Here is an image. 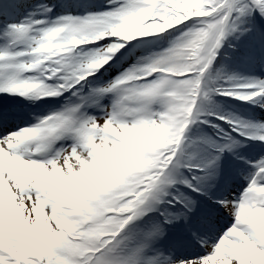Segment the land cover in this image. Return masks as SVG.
Segmentation results:
<instances>
[{
  "label": "snow or ice",
  "instance_id": "obj_1",
  "mask_svg": "<svg viewBox=\"0 0 264 264\" xmlns=\"http://www.w3.org/2000/svg\"><path fill=\"white\" fill-rule=\"evenodd\" d=\"M111 2L117 5L112 10L84 16L65 15L45 21L32 14L19 23L7 25L0 33L12 38L10 46L0 49V91L19 93L25 97L35 91L37 97H55L73 90L72 95L76 97L70 98L62 111L38 117L39 122L35 126L22 128L30 133L27 143L17 139L24 135L22 129L0 132V152L17 165L0 170V181L9 192L7 203L0 209V264H264V156L257 161H249L254 171L246 177L249 183L242 195H226L217 200L234 217L233 225L220 236L218 242L209 244L207 239L193 231V236L210 249L208 254L173 259L153 247L157 239L166 236V225L181 220L190 225L192 214L196 211L197 200L185 195L176 186L186 185L195 193L207 194L211 187L207 182L219 176V161L223 152L233 151L243 143L222 133L223 140L207 141L217 150L215 154L195 164L203 171L202 175L189 178L180 172L183 166L193 167V158L186 157L182 149L185 131L201 119L206 102L213 93L222 92L242 100L264 95V80H258L253 85L251 81L227 75L230 86L221 84L216 87L211 83L212 74L209 71L227 35H243L252 29L257 13L264 17V0H214L202 10L215 11L187 19L197 18L192 28L205 30V36L214 32L217 38L206 59L197 66L196 72L190 74L195 78V92L189 100L192 114L186 121L187 127L178 137V144L159 157L151 167V175L138 181L134 188L122 184L118 178L127 163L123 159L124 152L120 149L112 151L109 153L112 159L106 160L97 151L96 145L103 147L108 142L115 143L105 124L126 127L174 119L175 106L163 90V81L157 82L156 78L147 83H139L141 79L132 80L136 87L129 95H123L120 91L126 86L123 81L131 79L133 74L142 75L136 73V67H133L114 82L84 95L83 86L79 91L75 90L80 81L86 80L80 78L84 73L76 69L57 65L62 70L56 75H21L27 70L39 72L38 64L34 63L38 56L33 52L39 38L50 36L69 24H89L104 17L134 15L149 6L146 0ZM181 2L176 0L174 7H180ZM170 6L168 0H157L151 5L159 12ZM23 7L22 0H0V17H13ZM53 7L42 6L46 14H50ZM32 32L36 35H31ZM28 41L31 42L28 52L17 49L18 43ZM175 51V48H170L159 54V58H147L146 61L159 62L160 58ZM59 73L63 74L62 79L54 85L44 82L49 75L58 77ZM113 92L116 99L110 107H104L102 120L86 113L90 100L96 98L99 106V97ZM156 102L162 105L160 111H153L152 106ZM192 104L194 107H191ZM13 115L0 113V125L6 126ZM257 127L264 128V124L257 126L239 122L236 130L243 137ZM65 136H70L74 142L55 150L51 158L33 155V152L39 153ZM259 139L264 141V135H260ZM129 147L139 151L136 145ZM85 152L89 155L84 163L96 165L101 171L90 175L85 171L84 163L75 166L76 162L84 161ZM234 154L238 159H245ZM141 202L142 208L132 207ZM161 204L165 206L160 208ZM169 206L181 210L171 211ZM113 208L121 210L112 211ZM153 209L160 212L162 219L137 231L138 226L132 222Z\"/></svg>",
  "mask_w": 264,
  "mask_h": 264
},
{
  "label": "rangeland",
  "instance_id": "obj_2",
  "mask_svg": "<svg viewBox=\"0 0 264 264\" xmlns=\"http://www.w3.org/2000/svg\"><path fill=\"white\" fill-rule=\"evenodd\" d=\"M97 0H22V3L25 5L19 12V14L10 17V18H3L0 17V33H3L6 26L10 25L12 23H19L23 21L25 18L30 17L32 14H35L37 19H43L45 21L47 20H55L60 16L65 15H72V16H84L89 13H103L106 11L112 10L115 6L111 2V0H102L99 4L96 3ZM155 0H153L154 2ZM171 2H174V0H168L169 5H172L170 7H167L164 9L163 12H160V15H163L165 12H167L169 9L173 7V4ZM43 3L48 6H54L53 12L50 14H46V16H43L44 13L43 9L42 11L37 12V5ZM178 26V25H177ZM175 26L174 28H176ZM170 30V29H169ZM168 31V30H167ZM165 31V32H167ZM164 32V33H165ZM163 33L158 34H152L146 37H138L135 38L132 41H123L122 39L109 37L110 39H104L100 41L101 43L98 45H94L93 43L87 44V45H81L77 51H80L81 54H86L90 52L93 49L99 48L103 45H107L112 42H118L123 43L125 46L121 48L119 51H117L112 59H116L117 55H123V52L126 48H130V50L121 58L118 60L116 64H112L108 66V63L105 64L102 68L103 69L107 66L106 70L103 72H100L99 70L96 71L94 74L89 75L86 77V80L84 82H79L75 86V90L79 91L81 86H83V94L88 95L94 88L99 89L106 85H108L111 82H114L117 77L121 76L126 68H129L132 65H135V67L140 66L144 63V61L147 60V58H157L158 53H155L154 55L149 54L150 51H152L153 42L155 39L160 37ZM31 35L35 36L36 32H32ZM9 40H11V37L6 36ZM30 41L24 42V43H18L17 49L23 50L25 52H28L30 48ZM0 49L2 48V45L0 43ZM142 52V54H141ZM139 54H141V57L138 59V61L134 62L135 57H137ZM259 54L250 57V62H248L249 65H245V69L239 72V75L248 81H251L253 85H255L256 81L258 80H264L262 70L260 68L261 65L264 64V59L260 60ZM50 74V71H49ZM21 75L23 76H35L34 72L32 70H27L23 72ZM62 73L58 74V77H51L50 79L57 83L58 79H62ZM50 76V75H49ZM157 75L151 76L150 79H148L150 82L152 79L157 78ZM146 77H141V79H145ZM2 79V77H0ZM141 80L140 82H142ZM73 90H69L67 92H63L59 96H45V100L49 104L48 107L42 109L43 114L42 118L47 117L49 115H53L59 111H62L69 103L70 98L76 99L75 96L72 95ZM5 95L11 96L12 99L18 100H25L27 98H32L33 96H36L35 91L33 93H30L28 97H25L19 93H8L6 91H0V106H2V100ZM116 99V93H106L99 97V106L96 102V98H93L90 100L85 108V111L88 115L95 116V117H101L104 115V107H110ZM254 102L252 103L251 109H249L248 116L257 115V118H253V125H260L264 124V95H258L255 98H253ZM247 100L240 99L239 102H243ZM154 111H159L158 105L155 107ZM159 121H155L152 123L146 124L148 127V131H157V125L159 124ZM227 123V122H226ZM229 128L231 129V122L227 123ZM35 126V125H34ZM24 127L17 126L16 129H22ZM6 129L14 130L11 126L4 128L2 130V127L0 125V132H4ZM140 128L135 127V125H129L128 128L122 129V126H109V133L111 136L116 137L115 143L108 142L103 147L101 145L97 144L96 148L97 151L101 153L102 156L105 157L106 160H111L112 157L109 155L110 152L115 151L117 149L123 150L124 148H127L125 141H123L121 138L124 137H130L135 139L136 135L139 133ZM146 131H143L142 133V139L141 143H145L148 141V136ZM260 135H264V128H256L253 130L250 134V138H246L245 141L252 142L253 139L257 138L259 139ZM151 136V135H150ZM73 139L70 136L61 137L60 140L55 141L51 147H45L41 152L35 154L36 157H47L51 158V156L54 154L55 150H58L61 146H66L67 144L73 143ZM264 148L259 146L257 143L255 146H250L247 149V154H242L241 156H244L247 161V156H251V161H257L261 156H264ZM152 154V155H149ZM240 155V153H239ZM139 156L142 157V155L139 154ZM138 158V157H137ZM87 157H84V161H79L75 163L76 167H79L81 163H84L87 161ZM123 159L125 161L129 160L125 154L123 155ZM144 159L146 160V164L149 166H154L156 158L154 153L147 150L144 152ZM16 162L7 159L2 152H0V170H3L5 167H16ZM85 171L90 174L94 175L101 171L98 166L93 165L91 163H84ZM128 167V166H127ZM125 167V168H127ZM253 165L250 163L248 164V168L242 171L240 173L241 182H235L233 178H231L229 175L224 174L222 179L220 180H209L207 183L211 185V187L208 190V193L206 195H203L205 197V202L208 203L207 211L200 213V219L197 222H192L190 225H186L187 231H188V237L182 239L183 242L188 241L189 244H184L182 241H177L176 243L173 241V243H167L166 248L159 247L158 243L160 244V241L154 242L153 247L156 249V247H159V250L162 251L165 256L171 255L173 259H179L185 256H192V255H206L210 251L208 247H205L201 244L200 240L196 238V236H193V231L197 233V236L207 239L209 244H214L215 242H218V239L220 236L233 225L234 223V217L229 214L224 208H222L218 203L217 200L223 196H238L242 195L244 189H243V183L246 181V177H248L250 170L252 169ZM124 168L121 176H125L126 171ZM236 169V165L233 167ZM119 177V175H118ZM192 192V190L190 189ZM205 194V193H204ZM9 196V192L5 186V184L0 181V209H2L5 204L7 203V199ZM202 198V197H201ZM200 198V200H201ZM176 207V206H175ZM135 224H138L139 226L143 227L141 224V221L138 219L137 221H134ZM171 239V238H170ZM167 240V239H166ZM169 241V240H168ZM182 242V243H181ZM164 242L161 241V244ZM172 244V245H171ZM170 245V246H169Z\"/></svg>",
  "mask_w": 264,
  "mask_h": 264
},
{
  "label": "clouds",
  "instance_id": "obj_3",
  "mask_svg": "<svg viewBox=\"0 0 264 264\" xmlns=\"http://www.w3.org/2000/svg\"><path fill=\"white\" fill-rule=\"evenodd\" d=\"M146 3L149 6L141 8L134 15L109 16L89 24H69L50 36L45 35L39 38L36 48L33 49V52L37 53L38 56L34 63L38 64L39 74L43 75L50 71L51 75H56L62 70L57 65H61L83 72L84 75L80 78L85 79L107 64L114 54L125 45L112 42L83 55L77 51L81 45L100 42L109 37L132 41L138 37L164 33L187 21L192 16H204L215 11V9H209L207 12L202 10L205 6L214 3V0H182L180 7L171 8L163 15L151 7L153 0H146ZM216 38L214 32H208L205 36V30L190 28L177 37L174 42L172 48H175V52H179V55L170 54L166 58H160L159 62L146 61L136 67V73L142 75L133 74L131 79L123 81L126 86L120 90L121 94L129 95L131 90L136 87L132 80L159 73L160 75L156 80L157 82L163 81V90L175 106L174 119L169 121L166 138L159 142L158 150L155 153L156 160L162 157L173 145L178 144V137L187 127L186 121L192 114L189 111V100L195 92L193 87L195 78L190 74L196 72L197 66L206 59L207 53L213 47ZM184 77L187 79H181ZM191 107H194V104ZM100 119L102 120L103 116ZM104 127L109 132V126L105 124ZM21 131L24 135L18 136L17 139L21 143H27L26 138L30 133L23 129ZM113 138L116 139L114 136ZM83 155L87 157L89 153L85 152ZM147 175H151V169L140 173L138 177L129 178L126 186L134 188L137 182ZM164 194L166 195V193ZM142 206L143 202L140 205H132V207L137 208H142ZM111 210L119 212L121 209L113 208Z\"/></svg>",
  "mask_w": 264,
  "mask_h": 264
},
{
  "label": "trees",
  "instance_id": "obj_4",
  "mask_svg": "<svg viewBox=\"0 0 264 264\" xmlns=\"http://www.w3.org/2000/svg\"><path fill=\"white\" fill-rule=\"evenodd\" d=\"M171 3L173 4L172 8H174L176 0ZM196 20L197 18H193L192 20L185 21L176 29L164 35L163 39L156 44V46H158L157 50L163 48L162 50L157 52V58H159V54L164 53L168 49L172 48L174 46L176 38L179 37L183 32H186L190 28H192L194 26V21ZM257 21L264 22V17L260 16L257 13L254 18V25L252 26V29L250 31L243 35L235 33L229 34L225 37V44L221 48V53L218 57H216L213 65L209 69L212 74L211 83L216 87H220L221 84L224 87L230 86V82L227 80V75H235L237 67H239L238 63L241 60L245 59L247 54H253L254 49L259 46L258 43H260L261 48L264 47V34L259 29L256 23ZM166 44H168L169 46L167 45V47H162ZM179 54V52H173L171 55ZM223 94L224 93L222 92L213 93L210 100L206 102L205 112L201 114V119L194 122L185 131V137L182 141V149L186 157L191 156L193 158V167L191 169L195 171V175L203 174V171L195 167V164L207 160L203 153L202 144L206 143L209 140H212L211 135H215L216 133H218V131L223 132L222 125L219 122L221 117H230L227 103L223 99ZM157 103L159 104V102L154 103L152 108H154L155 104ZM159 105L160 107H162L161 104ZM169 121H171V118L165 121H159L160 123L157 125V131L153 132L148 131V127L146 125H135V127L140 128L139 133L136 135L135 139L130 137L121 138L123 141H125L127 146V148H124L122 151L129 159L126 161V167H128L125 168V176H121L119 174L118 177L122 184L126 185L129 181V178L138 177L140 173L145 172L153 167L146 164V160L144 159V152L149 150L155 155L158 150L159 142L163 141L167 136L169 130ZM128 126L122 127V129L128 128ZM143 131H146L145 133H147L148 136V141L145 143H141V136ZM131 145H136L139 148V151L131 150V148L129 147ZM139 154L142 155V157L139 156ZM182 172L183 171H181V173ZM179 189L180 191L184 192L182 188ZM159 198L160 197L157 196V200H159ZM164 206V204H161L162 208ZM157 217L158 216L156 210L147 212L143 217L139 218L145 226L141 227L136 224L138 226L137 231H140L146 228L147 225L156 222Z\"/></svg>",
  "mask_w": 264,
  "mask_h": 264
},
{
  "label": "bare ground",
  "instance_id": "obj_5",
  "mask_svg": "<svg viewBox=\"0 0 264 264\" xmlns=\"http://www.w3.org/2000/svg\"><path fill=\"white\" fill-rule=\"evenodd\" d=\"M7 112V111H6ZM0 113H2V112H0ZM10 121V120H9ZM8 123V122H7Z\"/></svg>",
  "mask_w": 264,
  "mask_h": 264
}]
</instances>
